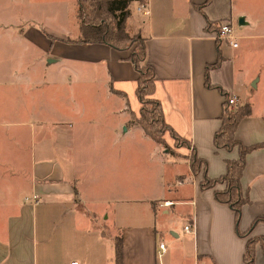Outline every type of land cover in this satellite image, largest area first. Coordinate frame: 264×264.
Returning a JSON list of instances; mask_svg holds the SVG:
<instances>
[{"label":"crops","instance_id":"crops-1","mask_svg":"<svg viewBox=\"0 0 264 264\" xmlns=\"http://www.w3.org/2000/svg\"><path fill=\"white\" fill-rule=\"evenodd\" d=\"M58 1L73 6L71 28H42L25 16L7 38L35 54L11 56L0 45V65H9L0 69L8 90L0 91H11L0 101V264H115L119 239L122 264H245L247 240L264 236V0L255 14L234 0H132L126 30L145 39L152 96L190 145L173 152L136 122L131 49L72 41L75 1ZM224 20L236 47L208 29ZM223 93L235 97L232 106L250 104L236 140L261 144L245 155L249 201L238 221L214 190L200 187L202 172L193 175L188 160L194 147L213 178L237 158L236 148L213 144ZM254 250L253 264H264L263 245Z\"/></svg>","mask_w":264,"mask_h":264},{"label":"trees","instance_id":"trees-1","mask_svg":"<svg viewBox=\"0 0 264 264\" xmlns=\"http://www.w3.org/2000/svg\"><path fill=\"white\" fill-rule=\"evenodd\" d=\"M76 4V19L78 24V34L71 40L80 43H106L115 49H131L128 59L138 71L136 80V95L140 101L139 117L136 122L142 130L153 140L163 144V135L168 131L174 139L190 146L182 137L171 129L164 121L161 105L158 99L152 96L154 90V69L146 62L145 39L139 34H130L126 30V19L131 14L130 5L132 0H74ZM218 28L217 24H209L208 29ZM71 42L70 39H67ZM133 46V47H132ZM220 59L214 65L218 64ZM209 68V66H207ZM209 85V83H207ZM226 100L221 116V124L214 134L213 144L216 148H223L226 151L236 148L238 156L236 159H226V172L219 176L210 178L206 175V162L200 159L191 148L188 156L190 170L193 175L202 172L203 178L200 187L214 190V196L219 202L230 206L238 221L241 209L249 201L247 190L241 187L242 172L245 166V155L258 145H244L235 138V131L239 121L250 114V104L244 103L242 106H232L228 101L227 93L224 94ZM172 152V150L169 149ZM221 184V188L215 185ZM247 232V231H246ZM245 236V233H239ZM260 242L264 250V236L261 238H250L246 243L244 263L253 264L254 244ZM115 264H122L121 239L116 243Z\"/></svg>","mask_w":264,"mask_h":264},{"label":"rangeland","instance_id":"rangeland-1","mask_svg":"<svg viewBox=\"0 0 264 264\" xmlns=\"http://www.w3.org/2000/svg\"><path fill=\"white\" fill-rule=\"evenodd\" d=\"M234 2L237 3L238 8L242 7L247 11L253 12V14L257 12L258 4L256 0H234ZM131 6L132 5H130V8ZM41 8H43L44 10L42 11L44 13V16L35 17L36 14H40ZM70 8L72 9L73 6L69 5L68 7H64L63 5H59L58 0H0V45L3 48L4 46H6L7 47L6 50H8L11 53V56H14L15 53L19 56V54L22 53V51L24 50L23 53L25 54V56L31 58L35 54V50L31 48L32 51L27 50L26 52L25 50L26 41L20 42L19 45L15 40H12L11 38L9 39L7 38L8 32L10 33L11 31L15 30L16 26H21L24 28L25 25L27 24L28 16L39 20L35 24H37V26H40L42 28L56 29L62 24L68 26L69 22L71 21L73 22L72 15L70 13L71 12ZM134 11L136 12L135 9L133 10V12ZM74 12H76L75 9ZM57 14L59 15L60 18L57 17ZM72 22L71 24H69L70 28L73 25ZM133 35L134 34H130V36ZM36 65L35 67H37ZM8 67L9 65H5V64L0 65V69H7ZM0 87L5 88L3 85ZM34 91L35 90H31V92ZM9 95H11V91H6V93L0 91V101L3 96L6 99H8ZM1 118H2L1 120H7L6 115H2ZM164 135L165 136L169 135V137L171 138L170 144H168L167 142L165 143ZM164 135H163L164 142L162 144L164 148L174 150L173 148L174 146L177 147L181 145L187 146V144L180 142L178 139H174L168 131H166ZM190 152H191V148H190ZM1 181L2 180L0 179V188H4L5 185Z\"/></svg>","mask_w":264,"mask_h":264},{"label":"built area","instance_id":"built-area-1","mask_svg":"<svg viewBox=\"0 0 264 264\" xmlns=\"http://www.w3.org/2000/svg\"><path fill=\"white\" fill-rule=\"evenodd\" d=\"M215 36L218 38L220 41H227L231 46L236 47L238 44L235 41V36L233 35V28H232V23L230 20H224L218 25V28L214 31ZM228 101L231 104H235L236 99L235 97H229ZM27 199V198H26ZM34 202H38V196L34 195L32 197ZM165 204H167L165 202ZM185 230L189 231L191 229L190 225H185L184 226ZM165 250V245L164 243H159L158 245V254L161 256L164 253ZM69 264H78L76 261H71Z\"/></svg>","mask_w":264,"mask_h":264},{"label":"water","instance_id":"water-1","mask_svg":"<svg viewBox=\"0 0 264 264\" xmlns=\"http://www.w3.org/2000/svg\"><path fill=\"white\" fill-rule=\"evenodd\" d=\"M240 21H242V17H240V19H239Z\"/></svg>","mask_w":264,"mask_h":264}]
</instances>
